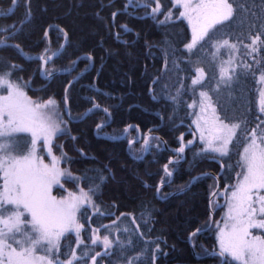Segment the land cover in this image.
Segmentation results:
<instances>
[{"label": "trees", "instance_id": "1", "mask_svg": "<svg viewBox=\"0 0 264 264\" xmlns=\"http://www.w3.org/2000/svg\"><path fill=\"white\" fill-rule=\"evenodd\" d=\"M156 2L132 0L133 6L127 7L129 0H17L11 14L0 16V43H7L0 45V72L11 70V80L27 83L24 91L33 101L54 98L61 102L66 89L73 120L92 108L82 120L68 121L69 132L57 139L61 148L53 154L63 156L59 165L71 178L63 180L69 191L98 186L93 197L95 207L83 206L78 217L81 244L89 246L86 232L92 239L105 234L112 241L107 248L103 240L92 245L95 253L102 248L107 253L99 261L218 264L217 256L201 259L219 251L214 234L218 212L212 205L214 198L211 208L216 216L211 229L191 236L198 258L187 241L192 232L209 224L208 200L216 188L214 177H199L187 191L168 196L204 172L218 175L219 191L223 190L237 171L238 144L232 143L229 154L217 159L208 153L196 155L198 144H194L185 151L184 161L167 167L173 177L158 195L157 186L169 180L164 165L174 156L155 137L149 138L153 142L143 157V141L127 147L137 138L138 129L143 138L159 125L151 131L169 149L180 148L181 137L184 144L192 138L188 105L195 95L192 79L196 68L203 69L205 78L200 85L209 92L225 122H247L249 128H255L260 122L257 117L264 119L254 104L257 78L264 72V0H234L232 20L218 25L219 30L210 33L212 40L206 38L207 42L201 41L191 52L185 47L191 39L189 27L179 18L172 1L160 0V12L153 14ZM11 5L12 0H0V14H6ZM256 35L262 42L252 52L244 44H250ZM220 39H230L237 49L222 48L212 55L211 50L216 49L212 45ZM65 42L61 53L46 65L45 74L69 69L78 59L76 67L49 79L40 77L41 61L27 60L19 51L28 57H44ZM229 59L233 61L228 67L232 79L222 80L218 72ZM102 124L107 125L94 132ZM128 125L131 127L124 139L104 138L120 137ZM238 135L242 137L243 128ZM62 190L58 187L53 193L61 195ZM75 244L76 236L67 234L60 241L57 256L65 259V252ZM225 259L224 264H236ZM84 260L81 258L80 263L88 264Z\"/></svg>", "mask_w": 264, "mask_h": 264}, {"label": "snow or ice", "instance_id": "2", "mask_svg": "<svg viewBox=\"0 0 264 264\" xmlns=\"http://www.w3.org/2000/svg\"><path fill=\"white\" fill-rule=\"evenodd\" d=\"M12 3H17V0H12ZM173 3L182 9L179 18L187 20L192 29V40L185 45L189 52L201 41L207 42L206 38L211 41L210 33L218 31V25L232 20L236 11L234 0H173ZM132 6V0H129L127 7ZM160 9V0H157L153 14L159 13ZM260 42L262 37L256 35L244 47L256 52ZM212 46L216 48V53H212L214 56L222 48L237 49V44L230 39H220ZM225 63L231 65L233 61L229 59ZM195 72L192 85L201 84L204 71L196 68ZM220 72L222 80L225 77L228 81L232 79L223 65ZM11 76V70L0 72V264H57L51 254L58 251V242L66 232L74 231L79 235L81 225L77 222L76 213L82 205L95 207L93 197L98 186L89 187L87 191L81 189L79 194L69 192L66 198L57 199L53 195L54 186L63 187L61 177L67 175L58 166L63 156L57 157L52 151L53 138L66 134L62 127L64 120L54 100L33 101L24 91L28 84L13 81ZM260 83L264 84V73L260 75ZM5 87L7 94L2 91ZM200 97L199 107L204 115L197 116L193 123L201 142L206 145L202 151L224 157L229 154L233 138L244 140L243 151L238 153L240 159L236 167L240 171L236 173V183L224 193L228 211L223 227L219 228L220 254L227 253L239 264H264V232L257 235L250 231L264 230V119L257 117L260 122L255 128H249L247 122L243 125L240 121L225 122L226 118L217 113L209 92L201 90ZM188 106L195 107L194 104ZM258 107L264 116V89L260 90ZM102 127L97 126L98 130ZM242 128L241 137L238 131ZM18 133L31 136L30 146L23 151L20 150ZM39 141L43 144L39 145L38 151ZM43 151H47L51 163H45ZM178 151L183 152L184 146ZM165 171L169 176L172 174L167 165ZM98 240L99 237H94L92 244H97ZM103 244L106 248L111 247L108 235L103 237ZM40 252L43 254H38ZM92 259L94 261L95 257ZM67 264H73V261L68 260Z\"/></svg>", "mask_w": 264, "mask_h": 264}, {"label": "rangeland", "instance_id": "3", "mask_svg": "<svg viewBox=\"0 0 264 264\" xmlns=\"http://www.w3.org/2000/svg\"><path fill=\"white\" fill-rule=\"evenodd\" d=\"M172 3H173V0H171ZM173 6L178 10V15H179V12L182 10V9H179L177 8L174 3H173ZM182 19V18H181ZM188 27H189V30H190V35H191V39H190V42L192 40V29H191V26L188 24L187 20L183 19ZM225 51H228V48H224ZM212 52H216V49H212L211 50ZM224 62V68H226L228 70V67L229 65L227 63H225L226 61H223ZM222 65V64H220ZM229 72V70H228ZM5 73V71H4ZM264 73V72H262ZM261 73V74H262ZM260 74V75H261ZM47 75V74H45ZM260 75L258 76L257 78V87H256V90L254 92V104H255V108L257 111H259V107H258V99H259V93H260V90L264 89V84L260 83ZM196 76V74H195ZM218 76L221 78V72L219 71L218 72ZM195 78V77H194ZM205 78V73H204V77H203V80ZM202 80V81H203ZM194 88H195V95H194V98L192 100V102H190V104H194L195 107H189V111H190V124H191V133H192V137H193V134L195 135V144H198V148L196 150V155L199 154V153H208L210 154L211 156H213L214 158H219L221 156H219L218 153H214V152H211V151H202V149H204L206 147V145L204 143L201 142L200 138H199V133L195 131L196 129V125L193 123V121L196 119L197 116H203L204 113L201 112L200 110V107H199V102L201 100V97H200V91L203 90V91H207L202 85L198 84V85H193ZM3 93L4 94H7V88L5 87L3 90ZM49 99H52L55 101V105H56V108L58 110V112L60 113L62 119L64 120V124L62 125V127L65 128L66 130V134L69 132V126H68V119L65 115V102L64 100L63 101H57L55 100L54 98H49ZM47 99V100H49ZM45 100V101H47ZM37 101V100H35ZM40 101V100H39ZM189 104V105H190ZM209 116H211V113L209 112L208 113ZM17 135V138H18V141H19V145H20V150L23 151L25 150L26 146H30V142H31V136L30 134L28 133H18L16 134ZM61 137V135H58L56 137L53 138L52 140V144H53V148H52V151H54L55 149L57 148H61V145L57 144V139ZM189 141H192V138L190 140H188L185 144H188ZM236 141V138H233V141L232 143H237V147L235 149V151H237V162L239 161L240 159V156L238 155V153H241L243 151V147L242 145L244 144V140L242 142H235ZM152 139L149 140V147L152 145ZM231 143V144H232ZM43 144V141H39L38 142V151H39V145H42ZM231 144H229V150L231 149ZM42 156L43 158L45 159V163H51V158L48 156L47 154V151H43L42 152ZM59 157V156H58ZM237 165V163H236ZM60 169L64 170L62 168L61 165H58ZM240 171V168L237 167V172ZM67 175L61 177V182L63 184V188L64 190L61 191V195H55L57 197V199H61V198H66L68 196V193L71 192V190L69 191V187H64V183H63V180L65 179H71L69 176V173L66 172ZM236 180H237V176L235 174L234 176V179L231 183L227 184L226 187L219 191V195H216L214 196V199H213V202H212V205L215 209V211L217 210V220H216V223H215V231H214V234H215V237L217 239V242H218V250L220 251V245H219V239H218V236H219V228L223 227V219L224 217L226 216L227 214V206H226V201H227V196L224 194L225 193V190L229 188L230 185H234L236 183ZM75 178L73 177V183L75 182ZM59 186H54L53 190L55 188H58ZM80 190H78V188H76L74 190V194H79ZM60 193V192H59ZM54 195V193H53ZM83 206H86V205H82L80 207V209L77 211L76 213V217H77V222L80 224V221H79V217H78V214L81 210V208ZM6 207H10V206H7ZM213 211V210H212ZM214 212V211H213ZM215 216H216V213L214 212V219H215ZM27 219H30V217H27ZM81 225V224H80ZM103 226H101L99 229H102ZM29 229H30V225H29ZM253 234H261L262 232H264V230H261V229H251L250 230ZM71 233L72 235H75L76 236V244L69 250H67L65 252V259H61L58 255L59 251H60V241L66 237L67 234ZM83 233L82 230L80 229V232H79V235H77L74 231H69V232H66L59 240V249L58 251L54 252L53 254L51 255H54L55 256V259L57 261V264H59L60 261H63L64 264H67V261L68 260H72L73 261V264H84V263H80V259L82 258V261H85L84 259H86V261L88 262V264H107V260L104 259V260H101L99 261L101 258H106V251L102 248V249H99V250H96V253H95V250L93 248V244H92V237L90 234H88L87 232L84 233L86 235V239L89 241L88 245L89 246H84L83 244L80 243V234ZM102 236L99 237V240H103V237L105 236V234H100ZM38 254H43L42 252L38 253ZM73 254H75V258L73 257ZM226 258H228L230 261L236 263V264H239V262L237 261H234L230 255H228L227 253L224 254ZM93 257H95V260L93 261ZM108 259V258H107ZM77 260V261H76Z\"/></svg>", "mask_w": 264, "mask_h": 264}, {"label": "water", "instance_id": "4", "mask_svg": "<svg viewBox=\"0 0 264 264\" xmlns=\"http://www.w3.org/2000/svg\"><path fill=\"white\" fill-rule=\"evenodd\" d=\"M15 4H16V3H15ZM15 4L12 3L10 10H9L6 14H0V16H8L9 14H11L12 11L14 10ZM65 38H66V36H65ZM3 44H7V43H6V42L0 43V45H3ZM65 44H66V42H65V43H64V44H63V45H62L57 51L51 53L50 55H48V56H46V57H43V56L28 57V56H26V55L23 53V51H21V50H19V51H20L21 56L24 57V58L27 59V60H33V59H36V60L41 61V67H40V72H39L40 77H41V78L49 79V78H52V77H54V76H56V75H61V74H67V73H70V72H72V71L75 69V67H76V63H77V60H78V59H76L75 64H74L71 68H69V69H64V70H60V71H58V72H56V73H52V74H49V75H45V67H46V65H47L51 60H53L56 56H58V55L61 53V51L63 50ZM47 57H52V59H50V60H48V59H44V58H47ZM82 73H83V72L79 73L74 79H72V80L69 82V84L67 85V87H68L71 83H73V82H74V81H75V80H76V79H77ZM67 87H66V88H67ZM65 92H66V89L64 90L63 99H64V102H65V115H66L68 121H69V122H77V121H80V120H82L83 118H85V117L87 116V114L92 110V108H89V109L87 110V112L85 113V115H84L82 118H80V119H78V120H73V119L69 116L68 103H67V100H66ZM106 125H107V124H102L103 127H105ZM130 127H131V126L128 125V126L126 127L124 133H123L120 137H117V138H116V137H115V138H114V137H104V138L107 139V140H111V141H116V140L124 139L125 136L127 135V132H128V130H129ZM159 127H160V125H159V126H156V127H154V128H152V129H150V131H147V133L144 135L143 139L141 138V137H142V136H141V135H142V134H141V131L138 129V130H137V131H138V132H137V138H136L134 141H131V142L128 143L127 150H128V148H129V146H131L132 144H135V143H138V142L143 141V144H144V146H145V151H144V154L142 155V157H143V156H145V154L148 152V146H149V142H148L147 145H146V144H145V141H146V140L149 141V138H151V137H155V138H157L159 141H161V143H162V145H163V148H165V149H167L168 151H170V153H171L173 156H179V157H180V159H178V160H175L173 157L170 158V160H168V162L164 165V171H165V166H166V165H167V167H168V166L171 165V164L180 163V162L184 161V159H185V151H186L188 148L192 147V146L195 144V135L193 134V138H192V143H191V144H186V145H184V140L181 139L182 137L180 138V144H181L180 146H182V145L184 146V151H183V152H179V151H178L179 148H177V149H169V148L167 147V145L165 144L164 140H163L161 137H159V135H158L156 132L151 131V130H156V129L159 128ZM97 129H98V128L95 127V128H94V132H95ZM142 157H141V158H142ZM165 173H166V175L169 177V180H168V182H166V183H164V184H160V185L157 186L156 195H158V191H159V189H160L162 186H164V185H166V184H169V183L171 182V180H172L173 174H171V175L169 176V175L167 174L166 171H165ZM202 176H212V177H214V179H215V181H216V188H215L214 191L211 193V195L209 196V200H208V209H209V214H210V220H209V224H208V226H207L205 229L197 230V231L192 232V233L188 236V238H187L188 244H189V246H190V250H191L192 254H193L196 258H198V257H197V256L195 255V253H194V248H193V246H192V244H191V236H193V235H195V234L205 233V232L209 231V230L211 229L212 225H213V222H214V212L212 211V208H211V201H212V199H213L214 196H215V195H213V193H218V191H219L220 182H219L218 175H216V174H214V173H212V172H204V173L197 174V175H195V176H193V177L191 178L190 183H189L186 187H184V188L180 189L179 191H176V192H174V193H172L171 195L168 196V198H169V197L176 196V195H178V194H181V193L187 191V190L191 187V185L194 183V181H195L197 178L202 177ZM212 256H217V257L220 258V262H219L218 264H224V263H225V260H226V259H225V256H224V255H221V254H220V251H214V252L208 253V254H206L204 257H201V259H204V258H207V257H212ZM199 259H200V258H199Z\"/></svg>", "mask_w": 264, "mask_h": 264}, {"label": "bare ground", "instance_id": "5", "mask_svg": "<svg viewBox=\"0 0 264 264\" xmlns=\"http://www.w3.org/2000/svg\"><path fill=\"white\" fill-rule=\"evenodd\" d=\"M189 183H190V181H189ZM189 183H188V184H189Z\"/></svg>", "mask_w": 264, "mask_h": 264}, {"label": "flooded vegetation", "instance_id": "6", "mask_svg": "<svg viewBox=\"0 0 264 264\" xmlns=\"http://www.w3.org/2000/svg\"><path fill=\"white\" fill-rule=\"evenodd\" d=\"M143 139V138H142Z\"/></svg>", "mask_w": 264, "mask_h": 264}]
</instances>
